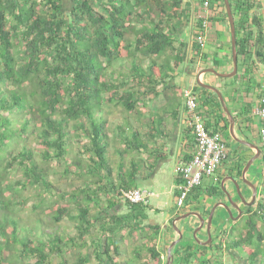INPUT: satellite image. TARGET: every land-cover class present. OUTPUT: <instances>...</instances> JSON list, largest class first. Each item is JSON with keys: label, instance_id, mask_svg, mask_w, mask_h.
Segmentation results:
<instances>
[{"label": "trees", "instance_id": "16d2710c", "mask_svg": "<svg viewBox=\"0 0 264 264\" xmlns=\"http://www.w3.org/2000/svg\"><path fill=\"white\" fill-rule=\"evenodd\" d=\"M70 1L64 12L62 0H0V264H53L55 256L57 264H162L152 242L159 226L144 223L149 203L123 196L161 156L153 143L161 114L155 105L140 130L128 113L146 90L159 95L167 76L159 58L173 50L181 0ZM229 1L240 18L237 56L247 58L252 2ZM128 53L135 85L108 70ZM109 105L127 112L111 129ZM247 214L244 262L264 264V202ZM65 217L75 234L60 230Z\"/></svg>", "mask_w": 264, "mask_h": 264}, {"label": "crops", "instance_id": "0c3cea01", "mask_svg": "<svg viewBox=\"0 0 264 264\" xmlns=\"http://www.w3.org/2000/svg\"><path fill=\"white\" fill-rule=\"evenodd\" d=\"M204 1L181 0L182 22L175 35L173 50L168 49L159 58L160 70L161 64H164L167 73L165 82L160 83L161 88L158 89L160 98L163 97L158 106L163 133L153 143L157 142L161 156L150 174L138 180L136 187L151 192L144 223L159 226V232L152 242L160 252L162 264H166L167 249L173 241L176 243L172 247L171 264H246L245 219L249 207L256 210L264 198V159L259 145L261 119L255 112L262 105L264 95V0H250L252 5L246 14L248 24L245 27V31L251 32L247 46L249 56H237V73L230 77L203 72L213 68L219 73H229L233 69L230 26L224 1L206 0L208 6H204ZM233 17L236 28L240 18L236 13H233ZM203 21L206 23L204 30L200 29ZM200 32L204 33V41L198 47L196 35ZM198 80L219 90L234 120L232 128L228 113L217 94L201 87ZM186 87H191L196 93L198 110L208 131L220 132L228 149L216 171L203 176L201 184L190 191L185 206L178 209L175 199L179 177L175 167L188 161L195 150V140L187 124L188 115L182 98V90ZM206 96L210 98V104H203ZM174 97H179V101H174ZM258 150L259 156L248 166V161L256 156ZM143 158L146 161L153 159L147 153ZM249 183L257 189L252 203ZM229 201L239 210L230 206L232 215H228L222 206V203L229 204ZM213 207L215 210L209 225ZM124 209L121 202L118 210L122 212ZM186 213L191 215L179 217ZM173 222L181 230V238ZM147 240L151 241V238H145L144 242ZM237 240L241 241L238 246L233 244Z\"/></svg>", "mask_w": 264, "mask_h": 264}, {"label": "built area", "instance_id": "2783aa9c", "mask_svg": "<svg viewBox=\"0 0 264 264\" xmlns=\"http://www.w3.org/2000/svg\"><path fill=\"white\" fill-rule=\"evenodd\" d=\"M203 4L208 6V1L205 0ZM205 26L206 23L203 21L200 29L204 30ZM196 40L201 44L204 41V33L197 34ZM182 98L188 115L187 124L194 136L195 150L188 161L175 167L176 174L182 180L178 186L175 199V205L178 209L185 206L191 189L201 184L203 176L212 175L216 171L225 158L228 149L220 132H209L206 128L204 118L198 110V98L191 87L182 90ZM261 103L262 105L255 112L261 119L259 145L264 159V95L261 98ZM150 195L151 192L141 188H133L123 192L124 198L132 203H147Z\"/></svg>", "mask_w": 264, "mask_h": 264}, {"label": "rangeland", "instance_id": "374dc122", "mask_svg": "<svg viewBox=\"0 0 264 264\" xmlns=\"http://www.w3.org/2000/svg\"><path fill=\"white\" fill-rule=\"evenodd\" d=\"M63 1V11L67 12L69 7L71 6V1L70 0H62ZM123 58L119 59L116 61V63L112 64L111 67L108 68V70L110 71L112 68H114L116 71H121V73L123 72L124 74H126L128 76L127 78V84L128 85H135V80L131 79V77H129V71H130V60L133 57V53H128V54H124L122 55ZM148 59H146L145 62V66L148 63ZM126 87V86H125ZM135 89H139L141 90V92H143L144 90L147 89V85L146 83H144L142 86H135ZM161 86L158 85L157 90L160 89ZM145 95H144V99L146 100L144 103L143 101H138L135 110H133L130 114L128 113V122L131 126L133 127H138L140 130H144L145 127H141V123L144 122H149V118L151 116V113L153 112V110L155 109L154 106L156 105L157 108L161 103V100H163V97L160 98V95H158V97H156V99L152 100V93L153 91L150 93L149 91H145ZM110 107V114L107 115V119H108V128H114V126H112L115 123H119L121 120H124V117L127 116V112L125 111H121V107H112L111 105H109ZM159 111V109H158ZM103 115H106L103 113ZM114 131V129H112ZM84 140V139H83ZM35 146V142L33 143ZM144 154V155H143ZM146 152H143L141 154V156H145ZM53 167L56 166V163L53 162ZM12 178H15V174L11 175ZM51 179H53V182L56 184H62L65 182H69V179L64 178V179H56V177L54 176H50ZM70 183V182H69ZM139 183V181H138ZM69 186V185H68ZM139 187L143 188V185H140ZM262 202H264V198L261 199ZM73 202V201H72ZM71 202V207L74 208L75 204ZM244 219L243 218V225H244ZM246 220V219H245ZM242 225V226H243ZM235 228V227H234ZM233 228V229H234ZM60 230L62 232L65 233H69V234H75L74 229H73V224L72 222H70L66 217L64 219V221L60 224ZM37 236H40L39 231H36ZM262 247V246H261ZM129 248V247H128ZM59 262L58 257H54L53 259V264H57ZM69 264V263H66Z\"/></svg>", "mask_w": 264, "mask_h": 264}, {"label": "water", "instance_id": "95a60500", "mask_svg": "<svg viewBox=\"0 0 264 264\" xmlns=\"http://www.w3.org/2000/svg\"><path fill=\"white\" fill-rule=\"evenodd\" d=\"M224 1V5H225V9H226V13H227V17H228V22H229V26H230V35H231V50H232V64H233V69L231 72L229 73H219V72H216L213 68H208V69H205L203 70V72H213L215 73L216 75H219V76H222V77H230V76H233L237 73V69H238V59H237V38H236V28H235V22H234V17H233V13H232V10H231V5H230V2L229 0H223ZM198 84L203 87V88H206V89H209L213 92H215L217 94V96L219 97L221 103L223 104L224 106V109L226 110V112L228 113V116H229V120H230V127L232 128L233 125H234V120L233 118L231 117V115L229 114L226 106L224 105L223 103V98L219 92V90L212 86V85H209L207 83H203L201 82L200 80L197 81ZM259 151V150H258ZM260 154V151L256 154L255 157H253V159H251L250 161H248V166L252 163V161L257 158ZM247 183V182H246ZM249 185L251 186L252 188V202H254L255 198H256V195H257V189L256 187L253 185V184H250ZM236 186V190H237V193L238 195L240 196V198L242 199L243 201V198H242V195L239 191V188L238 186L235 184ZM222 206H223V209L226 210V212L228 213V215H232L231 213V209H230V206L232 207H235L237 210H238V206L233 204L231 201H229V204H226V203H222ZM214 210H215V207H213V209L211 210L210 212V216H209V225H210V222H211V218H212V215L214 213ZM239 211V210H238ZM192 214H195V213H192ZM189 215V213H186V214H183L181 216H179L180 218H187ZM197 215V214H195ZM199 216V215H198ZM201 219V218H200ZM177 220H178V217H177ZM174 224V222H173ZM174 227L175 229L177 230L178 234H179V237L181 238L182 237V233H181V230L178 229L175 224H174ZM179 238V239H180ZM176 241H173L170 246L168 247L167 249V258H166V264H171L172 262V259H173V255H172V247L175 245Z\"/></svg>", "mask_w": 264, "mask_h": 264}]
</instances>
